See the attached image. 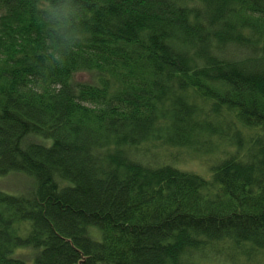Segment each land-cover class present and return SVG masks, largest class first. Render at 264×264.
<instances>
[{
  "label": "trees",
  "instance_id": "1",
  "mask_svg": "<svg viewBox=\"0 0 264 264\" xmlns=\"http://www.w3.org/2000/svg\"><path fill=\"white\" fill-rule=\"evenodd\" d=\"M34 3L0 0V264H264V0H84L58 66Z\"/></svg>",
  "mask_w": 264,
  "mask_h": 264
},
{
  "label": "clouds",
  "instance_id": "2",
  "mask_svg": "<svg viewBox=\"0 0 264 264\" xmlns=\"http://www.w3.org/2000/svg\"><path fill=\"white\" fill-rule=\"evenodd\" d=\"M85 8L84 0H35L36 16L43 23V54L49 65H62L90 37L84 26Z\"/></svg>",
  "mask_w": 264,
  "mask_h": 264
},
{
  "label": "rangeland",
  "instance_id": "3",
  "mask_svg": "<svg viewBox=\"0 0 264 264\" xmlns=\"http://www.w3.org/2000/svg\"><path fill=\"white\" fill-rule=\"evenodd\" d=\"M181 166L186 169L199 171L198 162H180ZM33 185L31 177L22 171H10L0 176V191L8 194H20L31 188Z\"/></svg>",
  "mask_w": 264,
  "mask_h": 264
}]
</instances>
